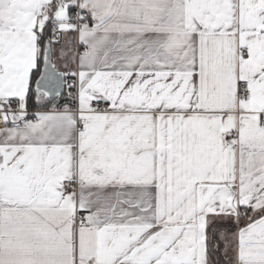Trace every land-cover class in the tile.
I'll use <instances>...</instances> for the list:
<instances>
[{
  "label": "snow or ice",
  "instance_id": "1",
  "mask_svg": "<svg viewBox=\"0 0 264 264\" xmlns=\"http://www.w3.org/2000/svg\"><path fill=\"white\" fill-rule=\"evenodd\" d=\"M0 264H264V0H0Z\"/></svg>",
  "mask_w": 264,
  "mask_h": 264
}]
</instances>
